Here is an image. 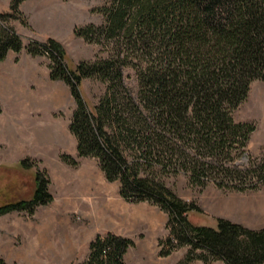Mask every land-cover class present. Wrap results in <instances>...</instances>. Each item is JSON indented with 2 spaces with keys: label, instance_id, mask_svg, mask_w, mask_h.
<instances>
[{
  "label": "trees",
  "instance_id": "obj_1",
  "mask_svg": "<svg viewBox=\"0 0 264 264\" xmlns=\"http://www.w3.org/2000/svg\"><path fill=\"white\" fill-rule=\"evenodd\" d=\"M24 1L11 0L8 11L0 12V63L9 52L47 55L49 79L66 84L75 103L68 129L77 157L94 158L105 179L119 184L124 201L145 202L166 215L158 257L185 248L176 264H264V228L223 218L215 227L196 225L190 217L202 214L201 208L164 181L182 174L200 190L214 185L238 193L264 186V147L259 156L247 151L255 126L234 119L250 84L264 82V0H106L96 9L101 25L73 30L106 56L73 69L55 39L23 44L10 21L29 27L20 10ZM126 69L134 73L135 92L124 83ZM86 79L105 85L91 105L80 89ZM61 160L75 165L70 156ZM19 167L28 171L34 165L25 159ZM18 173L0 167L6 183L0 216L32 215L53 201L44 172L35 170L26 197L20 195ZM133 247L128 238L97 235L82 264H125Z\"/></svg>",
  "mask_w": 264,
  "mask_h": 264
},
{
  "label": "rangeland",
  "instance_id": "obj_2",
  "mask_svg": "<svg viewBox=\"0 0 264 264\" xmlns=\"http://www.w3.org/2000/svg\"><path fill=\"white\" fill-rule=\"evenodd\" d=\"M105 1L42 0L31 8L28 17L23 13L29 27L13 20L10 25L21 36L24 45L29 41L44 42L48 37L60 42L67 54V65L73 69L79 62L106 56L101 46L88 43L73 34L75 27L89 24L99 26L103 23V16L96 9L103 6ZM23 51L37 63L32 82H28L26 86L27 117L24 123L17 126L24 132V138L20 134L8 140L3 139L0 160L2 166L19 172L16 177L20 178L21 197H26L31 192L35 170L44 172L49 178V192L53 201L48 205L38 206L32 215L14 211L0 216L4 230L15 231L12 237L9 233L11 245L0 248V259L7 264H82L88 259L90 242L97 235L111 233L134 242V247L126 253V264H176L185 248L167 258L158 257V240L167 236L164 228L166 215L148 203L124 201L119 195V184L105 179L94 158L77 157L76 140L68 129L75 109L69 87L62 81L49 79L50 60L47 55L33 57ZM124 83L133 92L136 91L135 76L130 69L124 71ZM80 89L91 105L104 93L105 85L97 80L86 79ZM234 119L254 124L255 131L250 136L247 151L252 156H259L264 147V82L253 81L250 84L247 98L234 112ZM22 140L25 149L22 153H17ZM63 155L70 156L75 165L64 163L61 160ZM25 159H29L34 168L21 170L19 163ZM85 171H91L105 185L101 194H110L111 199L121 203L130 213H136L135 220L127 219L114 228L90 225L83 209L68 202V196L73 192L68 195L65 187L68 174L75 175ZM164 181L180 198L193 201L201 208L202 214L190 217L191 222L196 225L215 227L216 219L223 218L251 229L264 228V186L257 191L238 193L222 191L214 185L200 190L190 186L186 176L182 174L167 177ZM5 231L0 233V238L8 235ZM28 242L32 243V258L25 256ZM63 254L67 257V262H63ZM212 264L223 263L218 261Z\"/></svg>",
  "mask_w": 264,
  "mask_h": 264
},
{
  "label": "crops",
  "instance_id": "obj_3",
  "mask_svg": "<svg viewBox=\"0 0 264 264\" xmlns=\"http://www.w3.org/2000/svg\"><path fill=\"white\" fill-rule=\"evenodd\" d=\"M11 0H0V12H7ZM42 0H27L20 5V10L27 17L30 15L31 8L36 4H40ZM30 18V17H29ZM44 19V18H43ZM17 59V60H16ZM37 67V63L31 59L30 56L26 55L22 50L19 54L9 52L6 59L0 63V157L2 156L1 145L3 139H10L12 136L22 135L24 138V132L19 130L17 126L25 122L27 117L26 110V86L28 82H32L33 71ZM22 140V145L17 153H22L25 149V145ZM15 153V152H14ZM13 154V153H12ZM0 167L2 166L0 160ZM5 181H0V194L3 195L0 199L5 198ZM16 194V193H15ZM17 195V194H16ZM4 230V225L0 220V233ZM8 235L0 238V248L9 247L11 245V234L15 231L6 230ZM18 233V232H17ZM27 236V234H26ZM32 243H26L25 256L33 257L32 254ZM63 262H67V257L62 255ZM127 254L124 256L126 264ZM51 264V263H50ZM59 264V263H55Z\"/></svg>",
  "mask_w": 264,
  "mask_h": 264
},
{
  "label": "bare ground",
  "instance_id": "obj_4",
  "mask_svg": "<svg viewBox=\"0 0 264 264\" xmlns=\"http://www.w3.org/2000/svg\"><path fill=\"white\" fill-rule=\"evenodd\" d=\"M66 178V177H65ZM68 202L81 207L85 217L99 228H114L127 219L134 221L136 213H130L121 203L111 199L110 194H101L106 187L91 171L67 175L65 179ZM105 199V201H101Z\"/></svg>",
  "mask_w": 264,
  "mask_h": 264
}]
</instances>
